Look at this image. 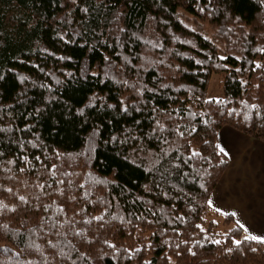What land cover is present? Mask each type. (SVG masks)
<instances>
[{
    "label": "trees",
    "instance_id": "16d2710c",
    "mask_svg": "<svg viewBox=\"0 0 264 264\" xmlns=\"http://www.w3.org/2000/svg\"><path fill=\"white\" fill-rule=\"evenodd\" d=\"M180 9L208 23L212 36L193 31ZM73 30L81 35L73 36ZM63 33L74 42L59 40ZM161 43L162 48L154 47ZM258 49H264V0H0V75L5 77L0 129L10 130L0 134V264H264V244L236 246L234 240L250 234L232 214L208 202L229 163L220 152L219 129L228 125L264 141V51ZM36 65L54 72L63 86ZM177 65L184 71L178 72ZM85 66L88 74L81 76ZM67 72L74 76L65 77ZM212 75L218 77L220 96L208 94ZM20 76L29 80L21 83ZM32 80L48 83L58 99L49 102L47 90L33 87ZM122 80L141 91L144 84L169 87L140 96ZM94 95L104 104L89 107ZM36 108L42 109L39 115ZM157 119L184 135H152ZM94 125L100 136L85 164L77 153L87 151ZM111 135L136 138L104 143ZM148 153L161 156L151 172ZM24 156L31 163L25 164ZM170 162L181 169L169 175ZM53 164L64 185L55 183ZM185 172L189 176L180 179ZM79 183L86 184L87 195Z\"/></svg>",
    "mask_w": 264,
    "mask_h": 264
},
{
    "label": "crops",
    "instance_id": "0c3cea01",
    "mask_svg": "<svg viewBox=\"0 0 264 264\" xmlns=\"http://www.w3.org/2000/svg\"><path fill=\"white\" fill-rule=\"evenodd\" d=\"M229 163L212 190L209 205L264 236V141L224 125L217 134ZM211 202V203H210Z\"/></svg>",
    "mask_w": 264,
    "mask_h": 264
},
{
    "label": "snow or ice",
    "instance_id": "6c2138e0",
    "mask_svg": "<svg viewBox=\"0 0 264 264\" xmlns=\"http://www.w3.org/2000/svg\"><path fill=\"white\" fill-rule=\"evenodd\" d=\"M73 3H76V0H73ZM201 11H203L204 9L201 8L200 9ZM83 12L87 13L89 11L88 8H84L82 10ZM121 32L125 31L123 28L120 29ZM193 31H195V29H193ZM68 34L67 33H63V34H59L58 35V39L61 40V41H64L65 43H69V42H74V41H71L69 39H66V36ZM73 36H79L81 35V33L79 32H76L73 30V33H72ZM137 39H139V37H137ZM181 43H191L190 41H181ZM164 45L161 43V44H158V45H154V47H163ZM192 47H196V45H192ZM42 52H44L46 55H53V53L51 52H48L47 49H41ZM258 51H264V49H258ZM172 53L170 52L169 55H171ZM175 55L176 56H181L182 54L180 52H175ZM58 60H66V59H70V57H66V56H59V57H56ZM224 58V57H222ZM104 60H109L110 57L108 56H105L103 58ZM146 63H151L150 61H147ZM161 63H163V61H161ZM195 63L196 64H202V60H195ZM170 66V65H169ZM36 67L39 68V65H36ZM257 67H260L259 64H257ZM141 68L144 69V71H147V68L145 67L144 64L141 65ZM178 72H182L184 71L183 69H180L179 65H177V69H176ZM39 71L41 73H43L45 76H50L52 78V80L55 81V84L56 85H60V86H63L64 84V80L61 79L59 76H57L54 72H51V71H48L46 72L44 68H39ZM88 74V68L87 66L85 67H82L81 70H80V75L81 76H87ZM107 74V73H105ZM91 75L93 77L97 76L98 73L97 72H92ZM64 76L65 77H73L74 74L71 73V72H67V73H64ZM5 79V77L3 75H0V81H3ZM19 80L21 83H24L26 81L29 80L28 76H20L19 77ZM121 83L127 87H130V88H133V89H136L137 91V94L142 96L143 95V92H149V93H153L155 94L157 91H158V88H168L169 87V84L167 83H161L159 84L158 88L157 87H148L147 84H144L143 85V90L141 91V89H139L137 87V84H131L129 85V82L127 80H122ZM139 83V82H138ZM31 84L33 87H38V88H41V89H46L47 92H48V101L49 102H52V101H55L58 99V96L55 95L54 93V90L53 88L48 84V83H39L37 84V82L35 80H32L31 81ZM26 92V90H25ZM96 101H100L101 104L103 105L104 104V98L103 97H100V96H93L91 98V101L89 102V107L93 106V104L96 102ZM139 103L140 104H144L146 103L145 100L143 99H140L139 100ZM119 104L123 105L124 104V101L123 100H120L119 101ZM107 108L111 109L114 107L113 104H106L105 105ZM11 107V105L9 106ZM132 108H134L135 111H141L140 107H137L136 105H132L131 106ZM257 106L256 105H252V108L255 109ZM5 111L4 109H0V112H3ZM35 114L36 115H39L41 112H42V109L41 108H36L35 110ZM152 111L153 112H156L157 109L156 108H152ZM123 112L124 113H128L129 112V106H124L123 107ZM173 112H178L177 109H174ZM79 115L83 116L84 115V110L83 109H80L79 110ZM31 115V113H30ZM195 115V114H193ZM169 116V119H171L172 117V113H169L168 114ZM135 123L138 125L140 124V121L137 120L135 121ZM155 127L152 129V135H156L158 132L159 133H164V132H179V128H175V129H172V128H168L166 129L164 127V125L159 121V119H157L155 121ZM10 130L8 128H2L0 129V134L2 133H7L9 132ZM22 131H30V127L28 129H22ZM129 133H132L134 131V129L130 128L127 130ZM179 135L182 137L184 135L183 132H179ZM100 136V131H99V125H94L93 126V129L90 133V135L87 137V144H88V149L87 151H81L79 153H77V156H81V157H85V164L87 163L88 160H91L92 159V153H94L96 151V148H97V143H98V138ZM131 138V139H135L136 137L135 136H126V137H118L116 135H111L110 138L107 140V141H104V143H119V144H126L128 142V139ZM157 139H160L159 136L156 137ZM39 139V138H37ZM163 142L165 144H170V142L168 141V139L166 137H164L163 139ZM30 143V142H29ZM33 148L36 147V144H32L31 145ZM178 151V149H177ZM163 152V156L164 157H167L168 156V152L166 149H163L162 150ZM220 152L223 153L224 155H227L226 152H224V149L221 148L220 149ZM4 153L3 152H0V156H3ZM54 155L56 156L57 159H60L62 158V154L60 152H56L54 153ZM200 154L198 152H193V156H199ZM48 157H45V159H47ZM127 158V157H126ZM192 157H188V158H185L183 163L184 164H189V160L191 159ZM22 159L24 160L25 164H29L31 163V161L28 159L27 156H24L22 157ZM35 159L37 161H40L41 160V157L40 156H36ZM145 159L148 160L149 164L151 165V167H149V171L151 172L154 168H156V163L161 159V156L159 153H148L147 156L145 157ZM180 157H176V160H179ZM8 163H13L14 161H7ZM135 162V161H133ZM171 163V169H166L165 171L171 175L172 174V170L175 169V170H180L181 169V164L180 163H177V162H170ZM20 171H24V168H21ZM50 172H51V175L55 181V183H57L58 185H64L65 184V180L64 179H59L57 178V166L55 164L52 165V168L50 169ZM92 173H88V175L90 176ZM61 176H65V177H70V176H75V175H78V173H74V172H62L60 173ZM161 175L163 176L164 173H161ZM196 175L198 176L199 173H196ZM189 176V173H183L181 176H180V179H186L187 177ZM97 183H106V181H98ZM67 184L69 186H71L73 184V181L71 179H69L67 181ZM48 187H51V184L47 185ZM41 189H43L45 186L44 185H40ZM79 189L81 190H84L85 192V195L88 194V191H87V187H86V184L85 183H79L78 185ZM157 187H159V185H157ZM146 190H149L146 186ZM7 191L10 193L12 191L11 188L7 189ZM58 191L60 192L61 195H64V190L63 189H58ZM19 200L21 202H26L25 201V197L24 196H20L19 197ZM211 203V202H210ZM13 211H15V209H13ZM60 211H63V209L61 208ZM155 214V213H153ZM232 215H235V213H232ZM94 219H97V220H102L103 217H100V216H97V217H94ZM86 223H91V220H88V221H85ZM237 223L239 224V227L242 228V229H245V232H247L248 230L245 228V225L240 223L239 221H237ZM53 227H55V225H53ZM197 227H200L199 225H197ZM76 235H81V233L77 232L75 233ZM244 241H255L257 243H260V244H264V236H258V235H245L243 240H234V243L236 246H240ZM215 243L219 244L220 241H214ZM49 243H51V241H49ZM109 247L111 248H115L116 246L114 244H110ZM256 249H252V251H255ZM67 259L69 260H72L71 256H68ZM129 259H131V257H129ZM28 264H32L31 261L28 262ZM72 264H76V261L75 260H72ZM150 264V262H149Z\"/></svg>",
    "mask_w": 264,
    "mask_h": 264
},
{
    "label": "rangeland",
    "instance_id": "374dc122",
    "mask_svg": "<svg viewBox=\"0 0 264 264\" xmlns=\"http://www.w3.org/2000/svg\"><path fill=\"white\" fill-rule=\"evenodd\" d=\"M179 11L181 14V18L186 25L194 29L199 28V30H201V32L206 36H212L213 29L209 26L208 23L196 18L195 16L187 13L184 10L180 9ZM221 93L222 91L218 81V77L216 75H212L209 81L208 94L210 96H220Z\"/></svg>",
    "mask_w": 264,
    "mask_h": 264
}]
</instances>
